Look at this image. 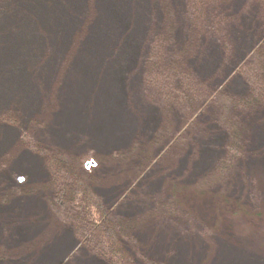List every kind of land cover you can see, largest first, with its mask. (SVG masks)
Here are the masks:
<instances>
[{
  "label": "rangeland",
  "instance_id": "374dc122",
  "mask_svg": "<svg viewBox=\"0 0 264 264\" xmlns=\"http://www.w3.org/2000/svg\"><path fill=\"white\" fill-rule=\"evenodd\" d=\"M263 8L0 0V264H264Z\"/></svg>",
  "mask_w": 264,
  "mask_h": 264
},
{
  "label": "trees",
  "instance_id": "16d2710c",
  "mask_svg": "<svg viewBox=\"0 0 264 264\" xmlns=\"http://www.w3.org/2000/svg\"><path fill=\"white\" fill-rule=\"evenodd\" d=\"M260 1L264 5V0ZM179 92L182 93L181 98L186 95L185 88L181 86L179 87L178 93ZM48 165L50 168H53L54 173L60 178L61 170L59 168H54L55 166L52 164L51 160L48 162ZM57 184L59 188L63 187V192L67 193L69 197L76 198L75 204H77V207L81 210L82 217L86 223V229H89L88 232L91 233V235L93 234L92 240L94 244L91 243L88 245H93L94 248H89L95 250L99 254L103 253L104 257L110 261V264H131L125 252L118 247L115 228L109 225L108 214L101 206L99 198L97 196H92L86 189H82L79 185L64 184L62 186L60 181H58ZM81 234L85 237L87 233H83V230H81ZM91 235L87 234L86 239L90 238Z\"/></svg>",
  "mask_w": 264,
  "mask_h": 264
},
{
  "label": "bare ground",
  "instance_id": "6f19581e",
  "mask_svg": "<svg viewBox=\"0 0 264 264\" xmlns=\"http://www.w3.org/2000/svg\"><path fill=\"white\" fill-rule=\"evenodd\" d=\"M151 232H150V230H146V231H144V234H142V239L144 240V241H147V236L150 234ZM153 251H154V249H150L149 251H147L149 254H154L153 253Z\"/></svg>",
  "mask_w": 264,
  "mask_h": 264
}]
</instances>
